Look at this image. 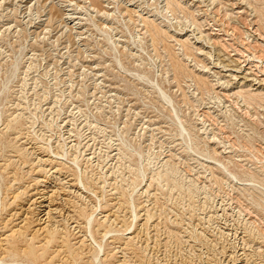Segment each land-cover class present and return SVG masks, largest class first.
I'll use <instances>...</instances> for the list:
<instances>
[{
  "label": "rangeland",
  "instance_id": "rangeland-1",
  "mask_svg": "<svg viewBox=\"0 0 264 264\" xmlns=\"http://www.w3.org/2000/svg\"><path fill=\"white\" fill-rule=\"evenodd\" d=\"M99 2L0 0V264H264V0Z\"/></svg>",
  "mask_w": 264,
  "mask_h": 264
},
{
  "label": "bare ground",
  "instance_id": "bare-ground-1",
  "mask_svg": "<svg viewBox=\"0 0 264 264\" xmlns=\"http://www.w3.org/2000/svg\"><path fill=\"white\" fill-rule=\"evenodd\" d=\"M94 2H95V4H94V8L93 9H96V7H97V5L98 4H100V0H93ZM109 1V0H108ZM131 1V0H130ZM164 2H165V11H166V13L167 14H169V13H171L172 14V16H175L174 17V20L175 19H177L178 17H177V13L179 12V11H181V12H186V11H190L191 9H194V5H193V2L191 3V2H189V0H163ZM106 2V1H105ZM196 2V1H195ZM133 3V2H132ZM131 3V4H132ZM104 4V3H103ZM191 4V5H190ZM120 5V4H119ZM126 6V5H125ZM130 6V5H129ZM140 6V5H139ZM138 6V7H139ZM136 7V6H135ZM134 7V8H135ZM142 7V6H141ZM127 8V13L128 14H138V15H136V16H139L140 18V22L143 24V27L146 29V34H150V36L152 37V40L151 41H153V44H155L157 41H161L163 38V36H166V37H168V36H170L171 35V32L172 31H170V27H168L167 25H165V24H163V25H161V24H158L155 20H151L149 17H145V15H143L142 14V12L140 13V11H135V9H130L128 6L126 7ZM143 8V7H142ZM96 11H97V9H96ZM142 11V10H141ZM126 13V12H125ZM192 13V12H191ZM105 14V13H104ZM108 14V13H107ZM106 14V15H107ZM124 14V13H123ZM111 15V14H110ZM68 16H70V14L68 15ZM108 16V15H107ZM167 17V16H166ZM71 18V17H70ZM72 19V18H71ZM167 19L169 20V21H172V20H170V18L169 17H167ZM168 21V22H169ZM172 24H174L173 22H172ZM170 25V24H169ZM175 25V24H174ZM176 27V26H175ZM143 28V29H144ZM177 30V29H176ZM177 34V33H176ZM178 36H180V35H175V34H172L171 35V37L174 39V38H176V37H178ZM140 37V36H139ZM181 37V36H180ZM189 37V36H188ZM143 38V37H142ZM184 38V37H183ZM146 39V38H145ZM176 39H178L181 43H182V46L184 47V51H187V50H189L190 49V46H189V42H190V40H191V38L190 39H187V40H183L182 38H176ZM197 39V38H196ZM204 39V38H203ZM198 40V39H197ZM201 40V39H200ZM141 41V40H140ZM211 41V40H210ZM202 42V41H201ZM217 42V41H216ZM182 51V50H181ZM183 52V51H182ZM206 54V53H205ZM207 55H209V54H207ZM185 56H186V54H185ZM260 59V58H259ZM262 61V60H261ZM264 61V60H263ZM264 63V62H263ZM240 71H236V73H241L242 71H241V69H239ZM175 72L177 73V75H183V74H187L188 73V71H187V69L181 64V63H178V64H176L175 65ZM206 72V71H205ZM243 73V72H242ZM234 75L232 74V76H230L231 78L233 77ZM247 76H249V73L248 74H246V75H244V77H241V79H243V80H247V82H255V85L253 84V86H258V88H255V90L256 91H259V89L261 88V87H263L262 85V83H264V81H259V79H257L258 81H256V79H249V77H247ZM225 77V76H224ZM235 78H240L239 77V75H235L234 76ZM233 77V78H234ZM232 78V79H233ZM235 80V79H234ZM237 81V80H236ZM244 82V81H243ZM198 84H199V86L201 87V86H204V85H207V83H206V81L204 80V79H202L201 77H199L198 78ZM243 85V84H242ZM252 87V86H251ZM46 182V181H45ZM21 191V190H20ZM56 191V190H55ZM47 192V191H46ZM59 192V191H58ZM17 194V193H16ZM44 194V193H43ZM42 194V195H43ZM60 194V193H59ZM66 194V193H65ZM60 196V195H59ZM51 197V196H50ZM15 198V197H14ZM47 198V197H46ZM61 198V197H60ZM41 199V198H40ZM44 199V198H43ZM35 200V199H34ZM38 200V199H37ZM51 200V199H50ZM43 202H45V200H43L42 202L40 201V203L39 204H42ZM51 202V201H50ZM69 202V201H68ZM55 203H56V201H55ZM59 203V202H58ZM60 203H61V201H60ZM44 204H46V203H44ZM49 204V203H48ZM66 204V203H65ZM37 205H38V202H37ZM65 206V205H64ZM66 206H67V204H66ZM48 208V211H47V216L46 217H50L51 216V214L53 213L54 214V211L52 210V209H50L51 208V205H48V206H44V205H40V208ZM57 207V206H56ZM38 208V207H37ZM71 208V207H70ZM30 209V208H29ZM35 209V208H34ZM56 209V208H55ZM24 210V209H23ZM31 211V210H30ZM40 211V210H39ZM56 211V210H55ZM21 212V211H20ZM42 212V211H41ZM58 212H59V210H58ZM59 215V214H58ZM48 217V218H49ZM58 217V216H57ZM71 217V216H70ZM29 218V217H28ZM54 218V217H53ZM82 218V217H81ZM59 219V218H58ZM68 219H69V217H68ZM67 219V220H68ZM54 220V219H53ZM52 220V221H53ZM7 221V220H6ZM26 222V221H25ZM85 224V223H84ZM87 225V224H86ZM56 230V229H55ZM39 231H40V229H39ZM19 232V231H18ZM50 232V231H49ZM52 233V232H51ZM1 234V233H0ZM2 237V236H1ZM19 237V236H18ZM5 239V238H4ZM11 239V238H10ZM46 239V238H45ZM62 239V238H61ZM38 241H39V239H38ZM49 241V240H48ZM98 241V240H97ZM3 242V241H2ZM44 242V241H43ZM6 243V242H5ZM5 243H3V244H5ZM42 246V245H41ZM27 247V246H26ZM10 250H12V248L10 249H7L6 250V253L7 254H12V255H18L19 254V252H16L15 250H12V251H10ZM24 253L26 254V257L29 259V260H32V261H39V260H41V259H44V258H46V256H45V254H41V255H39L38 254V252L34 249V247L33 246H30V247H28L26 250H24ZM68 259V258H67ZM51 260V259H50ZM46 261H47V259H46ZM64 261V260H63ZM71 263V262H70ZM72 263H74V264H76V261L75 260H73V262ZM15 264H19V263H15ZM47 264H54V262H53V260L50 262L49 261V263H47ZM59 264V263H58ZM64 264H68L67 262H65ZM123 264V263H122Z\"/></svg>",
  "mask_w": 264,
  "mask_h": 264
}]
</instances>
